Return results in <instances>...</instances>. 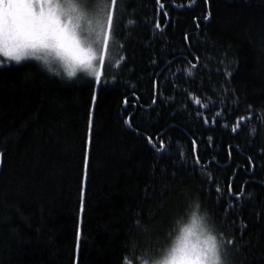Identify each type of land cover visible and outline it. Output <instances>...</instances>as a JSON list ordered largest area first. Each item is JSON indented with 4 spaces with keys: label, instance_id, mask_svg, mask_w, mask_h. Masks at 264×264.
Instances as JSON below:
<instances>
[{
    "label": "trees",
    "instance_id": "16d2710c",
    "mask_svg": "<svg viewBox=\"0 0 264 264\" xmlns=\"http://www.w3.org/2000/svg\"><path fill=\"white\" fill-rule=\"evenodd\" d=\"M119 7L99 84L0 58V264H141L196 205L264 264V0Z\"/></svg>",
    "mask_w": 264,
    "mask_h": 264
},
{
    "label": "snow or ice",
    "instance_id": "6c2138e0",
    "mask_svg": "<svg viewBox=\"0 0 264 264\" xmlns=\"http://www.w3.org/2000/svg\"><path fill=\"white\" fill-rule=\"evenodd\" d=\"M121 4L122 0H0V58L8 64L34 60L42 66L48 58L57 69L46 68L50 73L65 76L64 68H72L99 84L114 21L119 27ZM75 70L69 74L73 78ZM233 243L226 241L219 249L225 264H232ZM210 247L215 251V244ZM208 255L199 242H186L170 264H206Z\"/></svg>",
    "mask_w": 264,
    "mask_h": 264
},
{
    "label": "clouds",
    "instance_id": "9594fccd",
    "mask_svg": "<svg viewBox=\"0 0 264 264\" xmlns=\"http://www.w3.org/2000/svg\"><path fill=\"white\" fill-rule=\"evenodd\" d=\"M45 58L43 67L50 71L57 69L47 62ZM72 68H64L66 78L72 79L69 74L74 71ZM77 71L78 74V70ZM86 73V72H85ZM191 229V232H189ZM197 241L209 250L206 264H225L222 256L219 255V249L222 247V241L218 239L216 232L212 226L206 222L205 214L194 210L187 221L178 222L176 235L172 238L169 245L157 256H146L141 260V264H170L173 255L177 249L181 248L186 242ZM215 244V251L211 250V245Z\"/></svg>",
    "mask_w": 264,
    "mask_h": 264
},
{
    "label": "rangeland",
    "instance_id": "374dc122",
    "mask_svg": "<svg viewBox=\"0 0 264 264\" xmlns=\"http://www.w3.org/2000/svg\"><path fill=\"white\" fill-rule=\"evenodd\" d=\"M80 73H83V72H82V71H81V72H78L77 76H78Z\"/></svg>",
    "mask_w": 264,
    "mask_h": 264
}]
</instances>
